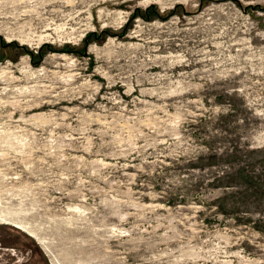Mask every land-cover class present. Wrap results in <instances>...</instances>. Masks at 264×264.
<instances>
[{
    "label": "rangeland",
    "instance_id": "1",
    "mask_svg": "<svg viewBox=\"0 0 264 264\" xmlns=\"http://www.w3.org/2000/svg\"><path fill=\"white\" fill-rule=\"evenodd\" d=\"M0 264H264V0H0Z\"/></svg>",
    "mask_w": 264,
    "mask_h": 264
},
{
    "label": "bare ground",
    "instance_id": "2",
    "mask_svg": "<svg viewBox=\"0 0 264 264\" xmlns=\"http://www.w3.org/2000/svg\"><path fill=\"white\" fill-rule=\"evenodd\" d=\"M29 232H30L32 235L36 236V234H35V232H34L33 230H29Z\"/></svg>",
    "mask_w": 264,
    "mask_h": 264
}]
</instances>
